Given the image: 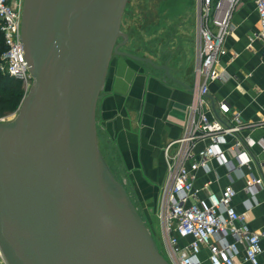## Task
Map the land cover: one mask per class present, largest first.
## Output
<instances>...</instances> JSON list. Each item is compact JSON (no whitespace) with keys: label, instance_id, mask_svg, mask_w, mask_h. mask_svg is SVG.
<instances>
[{"label":"water","instance_id":"95a60500","mask_svg":"<svg viewBox=\"0 0 264 264\" xmlns=\"http://www.w3.org/2000/svg\"><path fill=\"white\" fill-rule=\"evenodd\" d=\"M126 2L23 0L33 79L14 118L0 121L7 264H170L111 185L96 145V101L112 53L137 57L118 49Z\"/></svg>","mask_w":264,"mask_h":264},{"label":"crops","instance_id":"0c3cea01","mask_svg":"<svg viewBox=\"0 0 264 264\" xmlns=\"http://www.w3.org/2000/svg\"><path fill=\"white\" fill-rule=\"evenodd\" d=\"M258 28L253 1L240 0L224 36L226 52L214 65L218 77L208 84L209 116L227 120L229 114L218 109V102L225 100L240 114L242 124L237 134L241 138H264V43L256 36ZM126 33L124 48L135 38L127 29ZM180 52L182 65H166V70L150 55L140 59L144 57L114 54L96 101L95 119L101 145L103 143L107 153L122 165L131 181V189L143 203L159 204L167 176L165 149L169 145L168 152L174 153L176 140L186 129L195 78V12L189 45H183ZM205 145V140L198 141L194 150ZM220 148L228 163H218L212 157L207 161L208 171L199 168L196 172L194 186L199 189L200 201L205 200L208 192L219 191L223 185L231 183L236 191L232 199L235 209L244 214L250 228L264 230V182L256 186L255 192L246 190L247 178L259 177L264 171V152L257 144L245 148L243 151L251 158L248 165L230 169L235 161L233 151L228 143ZM260 243L259 264H264V236ZM238 245L243 248L242 243ZM206 254L203 249L201 256ZM241 254L239 252L237 257L238 264H250ZM202 264L207 261L204 259Z\"/></svg>","mask_w":264,"mask_h":264},{"label":"built area","instance_id":"2783aa9c","mask_svg":"<svg viewBox=\"0 0 264 264\" xmlns=\"http://www.w3.org/2000/svg\"><path fill=\"white\" fill-rule=\"evenodd\" d=\"M240 0H195L196 54L193 99L184 134L176 140L174 153L165 149L168 158L167 176L159 201V219L166 260L170 264H238L241 252L243 260L259 264L262 251L260 243L264 230L252 229L232 204L236 193L231 183L219 191H210L200 201L199 189L194 180L199 168L208 171V159L228 163L220 146L228 143L235 159L230 169L248 165L250 156L245 148L259 145L264 152V138H241L237 133L242 122L240 114L232 110L225 100L218 102V109L229 114L224 120L209 116L211 109L207 97L208 84L218 77L214 65L225 54L224 36L230 27V18ZM258 15L259 28L256 36L264 43V0H252ZM23 0H0V31L5 49L0 54V72L18 78L22 88L28 91L32 75L25 58L21 39V12ZM264 52V49H262ZM4 117H0L3 121ZM206 141L197 151L195 143ZM264 182L261 176H250L246 190L255 192ZM208 183V182H207ZM206 183V184H207ZM239 242L243 248H239ZM205 247V248H204ZM206 249V256L201 251ZM0 264H7L0 248Z\"/></svg>","mask_w":264,"mask_h":264},{"label":"rangeland","instance_id":"374dc122","mask_svg":"<svg viewBox=\"0 0 264 264\" xmlns=\"http://www.w3.org/2000/svg\"><path fill=\"white\" fill-rule=\"evenodd\" d=\"M194 12L195 0H127L119 28L124 33L127 29L130 36L133 35L135 38L126 48L120 46L118 49L144 58L150 55L159 65L179 67L183 61L180 51L183 45L188 47L193 31ZM122 39L123 37H118L116 43ZM114 54L112 53V56ZM20 85L22 87L21 82ZM26 92L22 88L20 101L3 115V121L14 118ZM98 130L99 126L95 119L96 145L105 175L118 192L122 191L125 194L133 212L152 237L160 253L167 259L161 233L159 204H149V201L143 203L144 201L138 200L122 165L107 153L103 143L101 145Z\"/></svg>","mask_w":264,"mask_h":264},{"label":"trees","instance_id":"16d2710c","mask_svg":"<svg viewBox=\"0 0 264 264\" xmlns=\"http://www.w3.org/2000/svg\"><path fill=\"white\" fill-rule=\"evenodd\" d=\"M5 49L0 31V54ZM20 80L0 72V117L12 110L22 97Z\"/></svg>","mask_w":264,"mask_h":264}]
</instances>
